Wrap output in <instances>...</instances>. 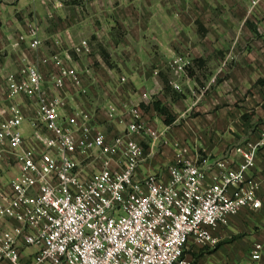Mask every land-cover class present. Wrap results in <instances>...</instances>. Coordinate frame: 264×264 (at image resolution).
<instances>
[{
    "label": "crops",
    "instance_id": "1",
    "mask_svg": "<svg viewBox=\"0 0 264 264\" xmlns=\"http://www.w3.org/2000/svg\"><path fill=\"white\" fill-rule=\"evenodd\" d=\"M251 1L0 0V90L5 75L22 71L25 61L49 75L51 55L88 40L90 54L72 53L67 63L82 74L86 92L71 84L56 90L48 82L67 101L65 115L78 109L93 114V124L111 140L125 133L138 109L162 135L154 143L134 137L143 147L135 180L153 173L168 179L181 155L208 169L209 181L217 160L238 163L231 150L264 133V0ZM30 25L38 29V49L30 47ZM175 57L187 63L185 72L174 69ZM156 101L173 116L171 124ZM31 132L25 126V134ZM253 174L263 180L261 207L243 209L220 225L216 246L187 253L193 264H264V149ZM258 243L262 258L253 261Z\"/></svg>",
    "mask_w": 264,
    "mask_h": 264
},
{
    "label": "built area",
    "instance_id": "2",
    "mask_svg": "<svg viewBox=\"0 0 264 264\" xmlns=\"http://www.w3.org/2000/svg\"><path fill=\"white\" fill-rule=\"evenodd\" d=\"M27 35L38 49L36 25ZM64 52L51 55L49 75L25 61L22 71L5 75L0 90V262L193 264L187 250L216 246L220 225L243 209L261 207L263 180L253 171L264 133L231 150L238 163L217 160L209 181L208 169L181 155L168 179L153 173L137 181L143 147L134 137L154 143L162 134L138 109L125 133L111 140L93 124V114L78 109L66 116L67 101L48 82L56 90L71 84L86 92L82 74L67 63L72 53L90 54L91 47L83 40ZM171 64L186 71L182 57ZM25 126L32 130L28 136ZM9 170L15 173L7 178ZM27 248L34 250L25 253ZM262 251L256 244L251 259L259 261Z\"/></svg>",
    "mask_w": 264,
    "mask_h": 264
},
{
    "label": "trees",
    "instance_id": "3",
    "mask_svg": "<svg viewBox=\"0 0 264 264\" xmlns=\"http://www.w3.org/2000/svg\"><path fill=\"white\" fill-rule=\"evenodd\" d=\"M154 104H155L156 110H158L159 112H161L165 116L166 123L171 124L174 121V118L171 115V113L169 112V110L165 106H162L157 101Z\"/></svg>",
    "mask_w": 264,
    "mask_h": 264
},
{
    "label": "rangeland",
    "instance_id": "4",
    "mask_svg": "<svg viewBox=\"0 0 264 264\" xmlns=\"http://www.w3.org/2000/svg\"><path fill=\"white\" fill-rule=\"evenodd\" d=\"M187 253H189V254L192 253V250H187Z\"/></svg>",
    "mask_w": 264,
    "mask_h": 264
}]
</instances>
